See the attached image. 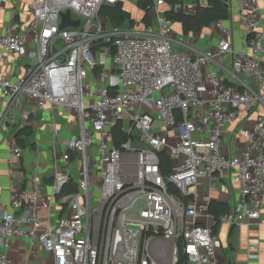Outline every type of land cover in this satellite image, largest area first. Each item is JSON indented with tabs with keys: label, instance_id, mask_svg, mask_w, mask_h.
Wrapping results in <instances>:
<instances>
[{
	"label": "built area",
	"instance_id": "obj_1",
	"mask_svg": "<svg viewBox=\"0 0 264 264\" xmlns=\"http://www.w3.org/2000/svg\"><path fill=\"white\" fill-rule=\"evenodd\" d=\"M119 1L32 0L27 20L10 8L0 46L27 58L28 66L15 78L0 75L2 94L11 105L23 98L34 101L41 112L71 109L81 130L61 156L79 164L78 191L63 198L66 214L50 220L57 195L71 181L69 173L57 176L48 200L42 201L39 189L12 193L0 218V264H14V237L48 251L51 264H178L180 253L184 264H221L215 225L260 218L264 116L239 129L246 147L235 155L223 151L226 126L264 104L259 0H236L245 47H234L232 26L219 19L213 23L222 38L209 50L196 49L185 33L176 35L166 15L167 10L193 13V1L151 0L152 23L135 28L115 26L102 13ZM67 11L80 22L61 29ZM227 57L230 67L224 65ZM212 64L220 70L209 69ZM118 124L128 134L120 143L113 133ZM21 152L15 145V155ZM161 152L170 157L169 173ZM205 178L209 193H202ZM223 180V192L232 196L228 182L237 183L239 191L228 211L216 217L211 192ZM23 202L28 213L17 215L13 207ZM247 256L259 257L256 243L249 244Z\"/></svg>",
	"mask_w": 264,
	"mask_h": 264
},
{
	"label": "crops",
	"instance_id": "obj_2",
	"mask_svg": "<svg viewBox=\"0 0 264 264\" xmlns=\"http://www.w3.org/2000/svg\"><path fill=\"white\" fill-rule=\"evenodd\" d=\"M122 1L136 22L143 23L144 12L139 8L138 0H130L131 4L128 3L129 0ZM228 1L231 10L226 24L233 28L234 47L242 49L245 47L244 31L239 23L236 0ZM31 2L32 0H9L5 5L0 3V34H3L10 24V8H16L21 20H27L26 8ZM259 3L264 29V0H259ZM174 30L176 35L184 34L182 24L179 22H174ZM185 36L189 37L192 45L199 50L215 49L222 38L214 23L198 31L188 32ZM2 56H5V60H0V75L6 74L15 78L25 72L28 66L27 58L17 53L7 52L0 46V58ZM231 63V57L224 60L225 67H230ZM210 68L220 70L213 64L209 66ZM43 116L45 120H42ZM258 116H264V104L245 110L239 119L226 126L223 151L227 155H235L248 145L238 131L242 127H250ZM20 123H25V125L21 127ZM55 127L58 132H55ZM26 128L31 129L33 133L24 137L25 145L21 147V155L17 156L14 153L15 145H19L16 135L18 131ZM80 130L81 122L73 110L60 107L54 112H41L36 103L27 98H23L19 105H11L0 90V218L3 210L11 204L12 193L33 192L39 189L41 199L45 201L50 199L51 187L58 175L69 173L71 180L76 181L79 173L78 162L74 164L67 162L61 156L67 151V141L77 135ZM94 155L95 151L92 150L91 156H93V162L96 163ZM71 165H73L72 168ZM98 170V166L94 165L92 179L96 186H98ZM209 182L208 178L203 180L202 193H209ZM222 183H227V181L220 182L219 187L212 191L211 195L213 201L228 204L237 196L239 185L228 182L233 192L230 196L221 189ZM62 201L56 198L51 211V222H56L59 217L66 214L67 208L63 209ZM13 210L17 215H25L29 210L28 204L23 202L21 206L14 205ZM41 214L49 220L48 210L43 209ZM215 233L221 239V246L217 251L221 264H264V204L259 219H246L238 226L220 223ZM250 243L258 245L259 257L257 259H249L247 256ZM11 257L14 264L52 263V256L48 251L41 247L32 248L29 241L23 237L12 239Z\"/></svg>",
	"mask_w": 264,
	"mask_h": 264
},
{
	"label": "trees",
	"instance_id": "obj_3",
	"mask_svg": "<svg viewBox=\"0 0 264 264\" xmlns=\"http://www.w3.org/2000/svg\"><path fill=\"white\" fill-rule=\"evenodd\" d=\"M169 4H175L178 2H184L187 0H166ZM196 4V9L193 13H186L184 11H172L167 10L166 15L171 18L174 22H179L182 24L183 32L187 34L190 31H198L203 27L209 26L214 21L219 19H228L230 16L229 5L225 0H191ZM205 2V4H203ZM151 0H138L139 8L144 12L142 22L146 25H149L153 21L152 12L150 9ZM102 13L110 18L113 25L121 26L127 24L128 27H132L136 20L134 19L132 13L125 7L124 2L121 0L117 4L112 6H105L102 10ZM33 131L29 128L21 129L18 131L16 138L17 143L20 147L25 145V136L32 135ZM114 138L117 143L125 141L128 138L126 134L121 129V124H118L113 129ZM75 154H73V157ZM160 158L162 161V168L165 173L171 171V160L167 153L161 152ZM78 191V185L75 180H71L69 183H66L62 191L57 195V199L62 201L64 197L75 193ZM61 205L63 209L67 208V201H62ZM229 205L224 202L212 201L211 212L219 217L221 214H224L228 211ZM219 223L215 225V231ZM185 263V256L183 253H180V259L178 264Z\"/></svg>",
	"mask_w": 264,
	"mask_h": 264
},
{
	"label": "water",
	"instance_id": "obj_4",
	"mask_svg": "<svg viewBox=\"0 0 264 264\" xmlns=\"http://www.w3.org/2000/svg\"><path fill=\"white\" fill-rule=\"evenodd\" d=\"M79 20H73L71 17V12L67 11L66 13H62V23L60 25L61 29H64L68 26H77L79 25Z\"/></svg>",
	"mask_w": 264,
	"mask_h": 264
},
{
	"label": "rangeland",
	"instance_id": "obj_5",
	"mask_svg": "<svg viewBox=\"0 0 264 264\" xmlns=\"http://www.w3.org/2000/svg\"><path fill=\"white\" fill-rule=\"evenodd\" d=\"M128 3L131 4V1L129 0ZM128 3H126V5H127ZM121 26H123V27H128L127 24H123V25H121ZM138 26H142V24H138V23L136 22V23H134V25H133L132 27H130V28H135V27H138Z\"/></svg>",
	"mask_w": 264,
	"mask_h": 264
}]
</instances>
